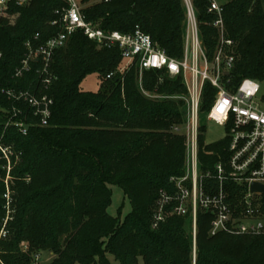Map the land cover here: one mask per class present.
Segmentation results:
<instances>
[{
  "label": "trees",
  "instance_id": "trees-1",
  "mask_svg": "<svg viewBox=\"0 0 264 264\" xmlns=\"http://www.w3.org/2000/svg\"><path fill=\"white\" fill-rule=\"evenodd\" d=\"M82 2L86 21L101 30L132 34L140 29L168 56L183 58V0ZM193 3L212 62L220 45L214 25L219 17L210 12V0ZM66 7L64 0H33L28 7L13 2L8 13L19 14L16 25L0 23V143L8 149L6 154L0 150V264H37L36 255L46 252L54 255L50 264H264V236H213L210 211L198 209L195 229L191 210L168 218L174 203L155 226L161 193L174 195L172 178L186 174L185 137L171 131L184 123V103L145 97L138 87V68L121 73L124 61L118 47L101 46L78 32L55 52L50 86L44 83L41 60L30 62V69L18 76L30 53L28 44L38 50L62 32L53 23ZM222 7L225 40L234 43L225 48L234 57L224 78L227 88L245 79L264 81V0H230ZM91 74L100 77L98 93L80 88ZM143 75L148 90L187 92L181 78L155 71ZM21 94L52 100L46 126L25 99L15 98ZM216 96L217 89L207 83L200 112L204 119ZM202 140L204 135L200 169L214 173L225 144H210L213 153H205ZM9 160L18 163L10 184L16 215L3 231L8 201L4 168ZM111 185L119 186L131 202L132 211L123 221L108 212ZM206 185L208 193L220 189L216 179H207ZM225 191L235 217L241 218L246 188L227 182ZM259 205L264 217V195Z\"/></svg>",
  "mask_w": 264,
  "mask_h": 264
},
{
  "label": "built area",
  "instance_id": "built-area-1",
  "mask_svg": "<svg viewBox=\"0 0 264 264\" xmlns=\"http://www.w3.org/2000/svg\"><path fill=\"white\" fill-rule=\"evenodd\" d=\"M64 1L67 7L63 9L60 20L53 23L60 25L62 32L38 50H34L31 44H28L30 53L23 62V68L18 76L30 69V62L41 60L44 64L43 74L46 75L44 83L47 87L50 86L53 77L49 71L55 52L65 47L73 35L83 32L88 39L101 46L120 49L124 61L121 73L137 67L142 76L144 72L155 71L165 74L170 79L181 78L187 89V97L183 98L188 111V122L185 129L188 148L186 174L181 178H172L171 182L175 184L177 191L174 195L165 191L161 193L160 212L156 215L155 226L160 221H164L165 208L177 203L172 213L185 216L191 210L195 229L198 209L212 212L214 215L211 232L213 236L220 233L264 236V217L259 215L258 210L259 200L263 195L251 192V186L254 183L264 185V97L260 98L261 87L257 81L245 79L232 90L227 88L225 82L223 83L234 63V57H225V48L232 47L234 43L223 41L215 57L218 74L212 78L200 38L197 13L190 0H185L187 28L185 58L181 60L168 56L150 35L140 29L132 34L117 31L105 32L86 21L83 14V0ZM13 2L23 6L29 0H0V23L7 16L9 6ZM210 4V12L219 17L214 25L224 36L223 7L215 0H210ZM201 60L206 66L205 70L200 68ZM206 82L211 83L218 90L207 120L223 127L226 132V136L216 142L224 143L225 148H222L223 155L220 156L221 160L217 163L214 173L212 171L203 173L200 169V138L206 135V132L201 131L203 125L200 121V112ZM15 98L25 99L35 109L36 115L42 118V124L44 126L48 124L51 117L52 100L48 97L38 99L29 94H21L20 97ZM16 125L23 127L22 123ZM174 131L178 134L182 132L179 127H175ZM0 150L5 154L8 152V149H3L1 143ZM207 179H216L220 182V189L217 193H208L203 190ZM227 182L246 188L244 192L245 210L241 218L235 217V211L228 202V195L225 191ZM188 184L190 187L187 189ZM2 235L5 236V232H2ZM40 258L41 255H36V262Z\"/></svg>",
  "mask_w": 264,
  "mask_h": 264
},
{
  "label": "rangeland",
  "instance_id": "rangeland-1",
  "mask_svg": "<svg viewBox=\"0 0 264 264\" xmlns=\"http://www.w3.org/2000/svg\"><path fill=\"white\" fill-rule=\"evenodd\" d=\"M32 1L33 0H29V2L26 5H23V6H19L18 5V6L19 7H26V6L28 7L31 4ZM183 1H184V5H185V0H183ZM190 1L192 2L193 6H194L193 0H190ZM215 1L219 5L223 6L226 3H228L230 0H215ZM185 8H186V5H185ZM194 8H195V6H194ZM195 10H196V8H195ZM18 18H19V14L12 15V14H10V11H9V13L7 12V16L2 21L6 22L9 26H15ZM186 28H187V22H186ZM185 32H186V30H185ZM219 35H220V45H219V48L217 50V53H218L219 49L222 47L223 41H226L225 37L222 35L220 30H219ZM202 46H203V44H202ZM203 49H204V46H203ZM204 51H205V49H204ZM228 51L229 50H227V52L225 51V57L229 56ZM217 53H216V55H217ZM205 54L207 56L206 51H205ZM184 58H185V51H184V56H183L182 59H184ZM207 60L209 62V74H210V76L212 78H214L218 74V69H217V67L215 65V60L210 62L209 59H208V56H207ZM200 68L202 70L206 69V66H205V64L203 63L202 60L200 61ZM125 72H123V73H125ZM224 82L225 81H223V83ZM207 83H209V82H206V84ZM164 84H165V77L164 76H159L158 85H160V87H161V86H164ZM259 84H260V87H261L260 98H262V97H264V81L260 82ZM100 87H101V80H100V77H99L98 74H91V75L87 76L83 80V82L81 83V86H80L82 91L89 92V93H98L100 91ZM138 87L140 89V92L145 97H147L148 99H150L152 101H158V102L182 101L184 103V111H185L184 123L181 126H177V127L181 128L182 132L178 134L174 130H171V131L175 135H180V136L185 137V147H186V161H185V164L187 166V152H188V148H187V138L185 136V133H186L185 129L187 128L188 111H187L186 101H184V99H183L184 97L185 98L187 97V92L184 93V94H181V93H174V94L172 93L171 94V93H168V92H161L157 88L154 89V90H148L145 87L144 75L142 76L140 74L138 75ZM217 92H218V90H217ZM203 115L200 114V121H201V124L203 125V127L206 128V135H205V140L206 141L203 142V140H202V142H203L202 150L205 153H213L212 151H208L209 144L221 141L226 136V132H225V129L223 127L219 126L215 122H210V121L207 120V118L204 119ZM201 131H202V129H201ZM207 143H209V144H207ZM208 155H210V154H208ZM17 164L18 163L13 164V162L12 161L10 162V160H9L7 166L4 168L6 170V181L5 182H6L7 196L9 198L7 199L8 201H7V204H6V215H5V219L3 221V231L5 229H7L8 224L11 223L14 220L15 215H16L15 210H14V206H13L14 204H12V202H11L12 201L11 198L13 197V191H12V189L10 187V184H11V181H12L13 170L15 169ZM173 185L175 186V184H173ZM189 187H190V184H188L186 186L187 189ZM110 189L112 191V204L109 207L108 212H109V214L112 217H114V218H116V219H118L120 221H123L127 217V215L132 211L131 202H130L129 198L125 195L124 191L119 186L111 185ZM203 190L205 192H208L207 191L206 181H205V183L203 185ZM159 203H160V200L157 203V206H156V209H155L157 214L160 212V210H159L160 209V204ZM171 216H175V214H173V213L172 214H168V218L171 217ZM2 236H4V235H2ZM22 247H23L22 249H23L24 252H27L29 250L27 243H23ZM53 259H54V255L52 253L46 252V254L41 255V258L37 262V264H50ZM114 264H116V263H114Z\"/></svg>",
  "mask_w": 264,
  "mask_h": 264
},
{
  "label": "water",
  "instance_id": "water-1",
  "mask_svg": "<svg viewBox=\"0 0 264 264\" xmlns=\"http://www.w3.org/2000/svg\"><path fill=\"white\" fill-rule=\"evenodd\" d=\"M251 192L254 194L264 195V185L254 183L251 186Z\"/></svg>",
  "mask_w": 264,
  "mask_h": 264
}]
</instances>
